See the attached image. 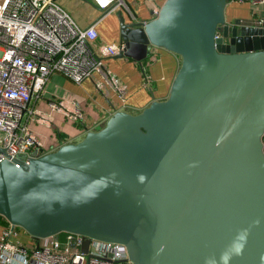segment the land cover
Listing matches in <instances>:
<instances>
[{"label":"water","instance_id":"1","mask_svg":"<svg viewBox=\"0 0 264 264\" xmlns=\"http://www.w3.org/2000/svg\"><path fill=\"white\" fill-rule=\"evenodd\" d=\"M230 1L165 0L147 22L117 12L113 57H181L167 98L0 161V214L33 238L124 244L132 264H264V18L227 21Z\"/></svg>","mask_w":264,"mask_h":264},{"label":"built area","instance_id":"2","mask_svg":"<svg viewBox=\"0 0 264 264\" xmlns=\"http://www.w3.org/2000/svg\"><path fill=\"white\" fill-rule=\"evenodd\" d=\"M96 1L105 6L112 0ZM113 1L116 6L122 3ZM147 2L156 16L160 7L155 0ZM123 47L120 42H101L93 25L80 26L58 0H0V161L22 154L46 153L25 119L28 115L40 123L50 122L48 116L34 112L30 102L41 94L53 73L59 72L76 83L98 73L97 90L104 91L107 85L124 102L126 87L105 64ZM143 76L145 84L149 83L148 75ZM50 106L75 121L83 120L77 105L68 108L63 101H54ZM262 141L264 144V135ZM29 237L26 240L19 226L11 225L0 214V264H132L126 246L121 243L71 232ZM85 241L87 248L83 250Z\"/></svg>","mask_w":264,"mask_h":264},{"label":"crops","instance_id":"3","mask_svg":"<svg viewBox=\"0 0 264 264\" xmlns=\"http://www.w3.org/2000/svg\"><path fill=\"white\" fill-rule=\"evenodd\" d=\"M104 2L106 0H100ZM113 10L106 9L114 3L100 5L96 0H58L80 26L93 25L98 38L105 43H119V21L117 12L125 22H147L155 16L152 5L147 0H121ZM165 0H155L159 7ZM264 18V3L252 5L248 2L231 0L225 8V19L233 22L239 19L242 24ZM181 57L162 47L151 46L145 59L137 62L129 57H109L105 60L107 69L126 87V99L122 102L107 85L104 91L97 90L98 73L92 78L76 83L67 76L53 73L39 96L33 97L30 108L49 117V123H40L34 117H26L30 131L41 141L46 152L56 150L61 144L75 143L83 139L88 130L104 126L108 118L117 110L137 114L153 99L167 98L170 86L179 69ZM143 73L149 77L145 84ZM107 94V95H105ZM63 101L65 107H77L83 113L81 122L75 121L61 111L51 108L50 103ZM30 240L29 236H25Z\"/></svg>","mask_w":264,"mask_h":264},{"label":"rangeland","instance_id":"4","mask_svg":"<svg viewBox=\"0 0 264 264\" xmlns=\"http://www.w3.org/2000/svg\"><path fill=\"white\" fill-rule=\"evenodd\" d=\"M99 128H101V127H99ZM99 128H97V129H99ZM18 227V226H17ZM20 229H21V233H22V235H25V236H30L23 228H21V227H19ZM62 233V232H61Z\"/></svg>","mask_w":264,"mask_h":264}]
</instances>
